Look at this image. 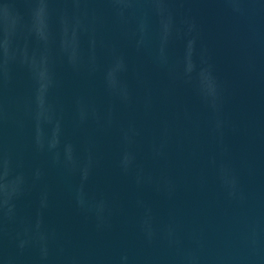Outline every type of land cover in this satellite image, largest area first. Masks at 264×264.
I'll list each match as a JSON object with an SVG mask.
<instances>
[{"label": "water", "instance_id": "95a60500", "mask_svg": "<svg viewBox=\"0 0 264 264\" xmlns=\"http://www.w3.org/2000/svg\"><path fill=\"white\" fill-rule=\"evenodd\" d=\"M0 264H264V0H0Z\"/></svg>", "mask_w": 264, "mask_h": 264}]
</instances>
